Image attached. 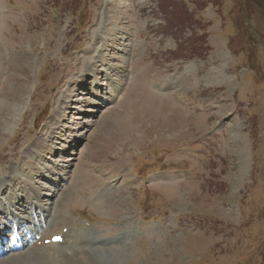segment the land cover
<instances>
[{
  "label": "rangeland",
  "instance_id": "1",
  "mask_svg": "<svg viewBox=\"0 0 264 264\" xmlns=\"http://www.w3.org/2000/svg\"><path fill=\"white\" fill-rule=\"evenodd\" d=\"M0 102V196L92 224L0 264H264V0H0Z\"/></svg>",
  "mask_w": 264,
  "mask_h": 264
},
{
  "label": "bare ground",
  "instance_id": "2",
  "mask_svg": "<svg viewBox=\"0 0 264 264\" xmlns=\"http://www.w3.org/2000/svg\"><path fill=\"white\" fill-rule=\"evenodd\" d=\"M14 106H15V104H11V107L9 106V107H4L3 105H2V103L0 102V119L2 118L1 117V113H3V112H5V110L8 112V113H12L11 115L13 116V113L15 112L14 111V109H16V108H14ZM4 107V108H3ZM7 121V120H6ZM5 121V122H6ZM144 121V120H143ZM3 122V121H2ZM2 122H0L1 124H2ZM111 123H109V124H106V127H105V130H104V132H105V134L107 135V140H113V139H116V137L118 138V136L119 137H124L125 135H127L128 134V130L126 129V128H122L121 127V129L122 130H114V128H116L117 129V126L118 125H116L115 126V124H113V122L112 121H110ZM7 123V122H6ZM1 126V125H0ZM3 126L5 127V129H6V125L4 124V122H3ZM2 126V127H3ZM119 128V127H118ZM104 134V135H105ZM95 137H98V136H95ZM127 138V137H126ZM125 138V139H126ZM94 139V138H93ZM105 139V138H104ZM103 139V140H104ZM97 141V140H96ZM106 141V140H105ZM97 142H99V141H97ZM102 142V141H101ZM111 143V142H110ZM129 143V142H128ZM108 147V146H107ZM53 245V244H52ZM29 248H31V249H45L44 247H38V248H35V247H33V246H30ZM35 251H37V250H35ZM32 252V251H31ZM40 252V251H39ZM57 253V252H56ZM55 253V254H56ZM49 255V256H48ZM82 255V254H81ZM16 256V255H15ZM55 256H58V255H54L53 254V256H51L50 255V253L49 254H45V255H43V257H48V258H53V257H55ZM17 257V256H16ZM85 257V256H84ZM6 258V257H5ZM82 258H83V256H82ZM82 258H80L81 260L80 261H83V259ZM1 259V258H0ZM55 259V258H54ZM13 261V260H12ZM69 261V260H68ZM1 262V261H0ZM43 263V262H42ZM16 264V263H15ZM39 264V263H38ZM58 264H70V262H67V259H66V257H62L60 260H59V262H58ZM84 264H93L91 261H89V260H87L86 258H85V260H84Z\"/></svg>",
  "mask_w": 264,
  "mask_h": 264
}]
</instances>
